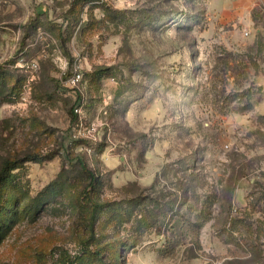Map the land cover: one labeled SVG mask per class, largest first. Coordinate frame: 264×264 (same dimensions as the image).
Here are the masks:
<instances>
[{
  "label": "rangeland",
  "instance_id": "rangeland-1",
  "mask_svg": "<svg viewBox=\"0 0 264 264\" xmlns=\"http://www.w3.org/2000/svg\"><path fill=\"white\" fill-rule=\"evenodd\" d=\"M229 1L0 0V264H264V1Z\"/></svg>",
  "mask_w": 264,
  "mask_h": 264
},
{
  "label": "trees",
  "instance_id": "trees-1",
  "mask_svg": "<svg viewBox=\"0 0 264 264\" xmlns=\"http://www.w3.org/2000/svg\"><path fill=\"white\" fill-rule=\"evenodd\" d=\"M75 118L77 119V115L76 113L73 111V108L71 109V120H75ZM67 141L68 142H72V143H75V144H78V143H82L84 142V140L82 138H78V139H75L72 137V135H69L67 137ZM67 144H64L63 143V147L65 148ZM64 152H66V155L68 158L69 157V152H68V148L66 147V149H64ZM66 157V158H67ZM71 159V158H70ZM74 161H77L81 168L85 171H87L89 173V183H88V187H92L94 185V183L96 182V176H95V173L93 170H91L88 165L85 163L84 159L82 156L80 155H76L74 158H73ZM15 162V161H13ZM12 161H10L11 164H13ZM9 163V161L6 163V165L4 166L3 169H5L7 167V164ZM15 167V164L10 167V169H13ZM3 182V180H0V184ZM87 199L89 201V209H90V218H89V230H90V235H94V230H95V223H96V220H97V214L98 212L105 206L104 203H98L96 201H94L89 195H87ZM199 215H203V210L200 211ZM98 252V251H97ZM92 252L90 249H88L87 247L84 248V251L82 252L81 256H78V257H75L72 261H70L69 263L70 264H77L78 262H80L83 258L87 257L88 255H90Z\"/></svg>",
  "mask_w": 264,
  "mask_h": 264
},
{
  "label": "crops",
  "instance_id": "crops-1",
  "mask_svg": "<svg viewBox=\"0 0 264 264\" xmlns=\"http://www.w3.org/2000/svg\"><path fill=\"white\" fill-rule=\"evenodd\" d=\"M256 1L258 2L260 0H231V1H229V4H230L229 7L234 8L235 12H241L243 9L254 4ZM229 7H228V9H226L227 11H229Z\"/></svg>",
  "mask_w": 264,
  "mask_h": 264
},
{
  "label": "built area",
  "instance_id": "built-area-1",
  "mask_svg": "<svg viewBox=\"0 0 264 264\" xmlns=\"http://www.w3.org/2000/svg\"><path fill=\"white\" fill-rule=\"evenodd\" d=\"M247 34H249V33H247ZM80 77H81V75H80L79 73H75L74 76H73V81H77V80H79ZM76 110H77V109H76ZM77 111H78V110H77Z\"/></svg>",
  "mask_w": 264,
  "mask_h": 264
}]
</instances>
